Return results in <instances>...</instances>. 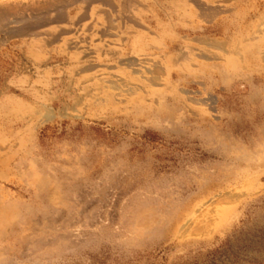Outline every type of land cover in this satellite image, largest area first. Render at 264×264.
Masks as SVG:
<instances>
[{
  "label": "rangeland",
  "instance_id": "obj_1",
  "mask_svg": "<svg viewBox=\"0 0 264 264\" xmlns=\"http://www.w3.org/2000/svg\"><path fill=\"white\" fill-rule=\"evenodd\" d=\"M190 10L213 16L208 36L163 23ZM237 16L257 24L248 53L264 65V0H0V155L33 187L15 232L33 241L8 251L264 264V70L209 73L238 57Z\"/></svg>",
  "mask_w": 264,
  "mask_h": 264
},
{
  "label": "crops",
  "instance_id": "obj_2",
  "mask_svg": "<svg viewBox=\"0 0 264 264\" xmlns=\"http://www.w3.org/2000/svg\"><path fill=\"white\" fill-rule=\"evenodd\" d=\"M193 12V16L187 15L188 13L180 12L182 15L173 16L169 21L164 20L163 23H167L168 27L172 30L174 34L181 33V29L184 31L181 36L192 39V34H197V29L204 27V32L208 36L211 31H213V16H205V20L199 19V14L195 10H190ZM174 12V11H173ZM186 13V14H185ZM181 18L180 23L176 21L177 18ZM202 17V16H201ZM161 23V22H160ZM184 23V26L181 25ZM199 23V24H198ZM140 24V23H139ZM142 26V23L140 24ZM132 29V28H131ZM132 32L137 34L135 38L144 39L143 32L140 30L132 29ZM191 34V35H189ZM188 35L190 37H188ZM134 40V39H133ZM131 41V43L133 42ZM130 43L126 50V56H132L135 53V48L133 44ZM137 49V48H136ZM139 54H142L137 50ZM1 77V76H0ZM1 109L4 107L3 104L0 105ZM0 109V114L1 110ZM21 158H16V156H6L0 155V232L5 231V235L2 234L0 237V264H63L70 260V253L64 251H47V250H28L21 251L19 248H15L13 252L6 249V244L13 241L16 244L21 242H32V235H21L15 233L16 228L25 220L24 212H28L33 208L31 204L23 202L21 196L23 194H30L32 190V185L25 182V174L21 169ZM29 177V176H28ZM26 221V220H25ZM14 233L9 234L12 230Z\"/></svg>",
  "mask_w": 264,
  "mask_h": 264
},
{
  "label": "bare ground",
  "instance_id": "obj_3",
  "mask_svg": "<svg viewBox=\"0 0 264 264\" xmlns=\"http://www.w3.org/2000/svg\"><path fill=\"white\" fill-rule=\"evenodd\" d=\"M256 26H257V24L255 22H253V21H251V22L248 21V22L244 23V20L239 19L238 16L231 19V21H230V23L228 25V31H227V34L230 37H229V40H227L228 42H226V43H228V49H226V52L228 54H230V55H238V57L236 59H232V57H228V58L224 57V59H225L224 64L222 66H220V65L213 66L211 68V70L209 71L210 75H212L214 77H215V75H219V73L221 75H223L224 74L223 70H225L226 68H229L231 66L234 67V66H236L238 64H242L243 65V62H245L248 65V64H250L253 61L261 60L260 59L261 57L259 56L258 53L256 55L253 54L252 52L248 53V51H249V49L251 48V45H252V43H250L249 40H251V38H252V40L253 39L255 40V38L257 39V37H258L257 35H255V33L258 31ZM253 37H255V38H253ZM169 38L174 40L173 36L166 35L165 39H167V40H165V46L164 47L167 50V52L162 55L163 59L166 58V57H171L170 56V54H171V51H170L171 47L170 46H171V44L173 42ZM203 39H204V42H205V38H203ZM206 39H208V38H206ZM246 41H248V42H246ZM244 42H246L245 45H243ZM231 43H233V44H231ZM208 44H210V43H208ZM183 54H184V52H183ZM146 58L148 59V57H146ZM236 62H237V64H236ZM252 65L254 67H256V68H261L262 70H264V65H261V63H259V61L254 62ZM233 67H231V68H233ZM53 115L56 116V111L54 112Z\"/></svg>",
  "mask_w": 264,
  "mask_h": 264
}]
</instances>
